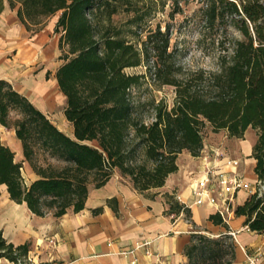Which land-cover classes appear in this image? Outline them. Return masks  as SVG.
<instances>
[{"label": "trees", "instance_id": "obj_1", "mask_svg": "<svg viewBox=\"0 0 264 264\" xmlns=\"http://www.w3.org/2000/svg\"><path fill=\"white\" fill-rule=\"evenodd\" d=\"M118 2L8 0L11 8L18 4L16 16L28 31L40 30L45 19L59 13L53 31L60 34L62 63L55 79L65 98L63 115L72 137L0 80V125L14 130L24 161L37 176L26 185L22 164L0 141V185L10 200L24 203L32 214L60 217L69 210L80 212L89 188L102 187L114 170L140 193L163 186L177 170L178 154L198 156L206 126L236 139L250 128L256 135L252 171L263 188L249 194L234 214L244 217L249 231L264 237V0H204L201 29L222 53L219 67L184 76L168 51L167 30L157 25L141 40L138 31L150 13L126 6L130 17L124 30L113 22L120 12ZM218 34L221 38L215 39ZM143 63L158 85L171 86L175 93L170 108L162 101L151 104L149 123L137 116L138 106L130 96L142 76L124 72ZM38 156L44 164L37 162ZM168 203L171 213L190 218L189 209L170 197ZM209 220L226 227L219 216ZM27 251L26 244L13 246L0 231V259L17 264ZM183 253L186 264H232L235 244L228 233L210 237L195 231Z\"/></svg>", "mask_w": 264, "mask_h": 264}, {"label": "crops", "instance_id": "obj_2", "mask_svg": "<svg viewBox=\"0 0 264 264\" xmlns=\"http://www.w3.org/2000/svg\"><path fill=\"white\" fill-rule=\"evenodd\" d=\"M17 8L18 4L11 8L8 0H0V80L11 84L52 123L54 113L59 110L66 131L53 124L68 136L72 126L64 118L65 98L55 79L62 63L56 51L58 39L49 37L45 28L36 32L26 30L16 16ZM54 57L58 60L54 61ZM220 138L226 157L239 161L238 170L246 180H256L252 171L254 161L250 158L254 141L228 138L225 131H219L203 138V146L211 147ZM0 141L27 172L25 184L37 179L24 161L14 130L0 125ZM241 147L244 158L250 162L251 176L241 167ZM176 166L177 170L168 175L163 186L142 193L133 188L128 177L114 170L102 187L89 188L80 212L69 210L60 217L51 213L43 217L32 214L24 203L10 200L5 186L0 185L2 237L13 246L27 245L22 261L26 264H186L183 251L193 232L210 237L233 233L236 245L232 264H247V255L257 256L258 264H264V237L249 231L244 217L234 214L224 223L226 227L214 225L209 217L216 215L215 211L193 204L189 182L201 168L198 156L182 151L176 158ZM248 195L238 192L235 207ZM168 197L189 209L190 218L183 212L171 213ZM96 209L100 211L94 213ZM0 264L13 263L0 259Z\"/></svg>", "mask_w": 264, "mask_h": 264}, {"label": "rangeland", "instance_id": "obj_3", "mask_svg": "<svg viewBox=\"0 0 264 264\" xmlns=\"http://www.w3.org/2000/svg\"><path fill=\"white\" fill-rule=\"evenodd\" d=\"M203 2L204 0H119L120 12L113 17V22L122 26L124 30L126 29L124 23L130 17V14L124 11L126 6L136 8L139 10L140 14L150 13V17L147 18L144 25H142L138 31L141 40H144L146 34H148V30H153L158 25L161 31L167 30L168 32V51L173 53L175 63L180 68V72L183 76L190 71L199 69L216 71L219 67L218 56L222 53L217 48L216 44H211L209 34L201 29V9L204 7ZM58 15L59 13L45 19L40 27V29L45 28L48 30L49 37L52 36L55 40L59 39L60 36L59 33L54 34L53 31V25ZM202 34L205 35V37H202ZM218 38H221L219 34L215 35V39ZM130 39L134 42L136 38L130 37ZM136 45L140 47V41L137 42ZM56 51H58L60 56L61 51L59 48H56ZM58 58L55 59L54 57L53 60H58ZM124 72L129 75L142 76L139 85L130 90L131 100L138 106L137 116H139L141 120L146 123L152 121L153 113L151 104L162 101L167 108L171 107L175 97L174 88L168 85H158L152 76V69L145 63L137 67L126 68ZM52 121L57 127L66 131L65 123L61 119L59 110L54 113ZM212 133L213 132H211L208 126L202 130L204 139L211 136ZM68 136L72 137V133L68 134ZM221 138L212 142L214 144L213 146L222 145L223 141ZM255 139V131L249 128L240 140L251 143L255 141ZM239 150H241V154H243L240 156L241 167L251 176L250 162H247L244 158V147H241ZM37 162L39 164H44L41 156L37 157ZM21 174L24 181H27L29 178L27 172L23 169L21 170ZM233 242L236 245L234 238Z\"/></svg>", "mask_w": 264, "mask_h": 264}, {"label": "built area", "instance_id": "obj_4", "mask_svg": "<svg viewBox=\"0 0 264 264\" xmlns=\"http://www.w3.org/2000/svg\"><path fill=\"white\" fill-rule=\"evenodd\" d=\"M225 148L203 146L198 154L201 168L189 182L193 204L212 208L223 223L234 215L235 198L240 191L249 194L263 188L259 181L250 182L238 170L239 161L226 157ZM233 236V233L230 234ZM247 264H258L257 256H246ZM17 264H26L20 262Z\"/></svg>", "mask_w": 264, "mask_h": 264}]
</instances>
